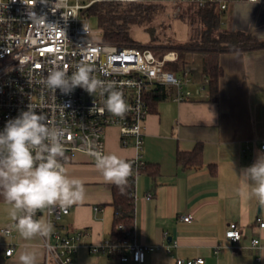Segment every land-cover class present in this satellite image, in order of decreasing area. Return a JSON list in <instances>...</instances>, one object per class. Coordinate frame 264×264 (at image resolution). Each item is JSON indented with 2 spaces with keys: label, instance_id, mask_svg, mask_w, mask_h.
I'll use <instances>...</instances> for the list:
<instances>
[{
  "label": "crops",
  "instance_id": "obj_1",
  "mask_svg": "<svg viewBox=\"0 0 264 264\" xmlns=\"http://www.w3.org/2000/svg\"><path fill=\"white\" fill-rule=\"evenodd\" d=\"M221 22L226 29L263 40L264 0L230 3ZM219 65L223 74L213 97L207 89L209 98L162 99L150 109L143 151L148 169L134 184V241L146 249L143 264H176L179 257L203 258L204 264H264V228L258 222H264V206L255 196L240 194L239 180L264 153V48L221 54ZM193 77L196 84L191 88L203 79ZM197 145L201 164L179 165V152L190 153ZM109 154L126 161L135 155L133 147L121 146L117 128L106 134L105 155ZM65 168L82 182L85 196L69 207V214L53 231L83 233L75 264H122L107 254L91 252V247L111 242L113 184L85 154L75 155ZM11 207L0 202V227H11L15 253L5 256L9 239L0 234V264H19L18 257L26 250L36 254L37 264H56L47 260L43 237L26 241L20 236L9 215ZM185 214L192 216L191 223L179 220ZM41 217L47 220L45 209L36 215ZM231 223H237L243 234L233 247L225 237ZM254 239L260 242L257 247L252 245ZM170 245L175 246L168 251Z\"/></svg>",
  "mask_w": 264,
  "mask_h": 264
},
{
  "label": "built area",
  "instance_id": "obj_2",
  "mask_svg": "<svg viewBox=\"0 0 264 264\" xmlns=\"http://www.w3.org/2000/svg\"><path fill=\"white\" fill-rule=\"evenodd\" d=\"M236 1L241 0H46V3L41 0H0V131L9 120L26 111L30 103L36 105L37 112L47 117L50 126L64 130L66 159L63 163L66 167L79 153L95 162L86 150V143L91 142L96 150L105 154L107 131L117 128L121 146L135 150V155L127 161L132 165L131 178L135 184L147 166L143 156L145 124L153 95L160 94L175 102L188 101L195 96L209 98V79L205 77L191 88L196 84L193 66L167 70L169 64L179 61L175 50L158 55L148 48L121 47L96 40L87 9L98 2H145L177 10L188 5L200 8L215 5L219 11H224ZM33 13L41 18L33 17ZM81 62L91 65L95 69L93 75L114 82L123 93L130 106L123 118L100 111L106 97L99 93L90 95L79 87L70 94H63L59 89L54 93L41 83L54 66L65 68L71 75ZM261 149L264 150V141ZM151 198V194L147 195L148 200ZM45 211L47 221L57 227L70 209L56 206ZM179 220L191 223L192 216L185 214ZM258 222L260 228H264V222L260 219ZM0 234L9 239L5 256L12 257L15 246L11 241V227H0ZM82 237L81 232L66 235L52 231L49 237H43L47 260L51 258L56 264H75L73 257L81 246ZM225 237L232 247L235 246L243 237L240 226L229 224ZM259 243L258 239L252 241L254 247ZM174 246L170 245L168 251ZM145 250L134 241V232L128 239L91 247V252L107 254L122 264H143ZM176 264H204V259L179 257Z\"/></svg>",
  "mask_w": 264,
  "mask_h": 264
},
{
  "label": "clouds",
  "instance_id": "obj_3",
  "mask_svg": "<svg viewBox=\"0 0 264 264\" xmlns=\"http://www.w3.org/2000/svg\"><path fill=\"white\" fill-rule=\"evenodd\" d=\"M32 15L38 18L35 13ZM94 70L81 62L69 75L65 68L54 66L41 83L54 93L59 89L63 94H70L77 87L90 95L99 93L106 97L100 111L123 118L130 111L123 93L114 82L93 75ZM63 135L64 130L50 126L47 117L31 103L0 131V196L12 205L9 215L26 241L38 236L49 237L53 231V225L43 217L36 219L38 211L56 206L67 208L84 199L82 182L70 177L63 163L66 159ZM85 147L104 180L123 193L133 176L132 165L116 155L103 154L91 142ZM239 180L240 194L255 196L264 206V153L243 170ZM18 259L19 264H37L36 254L29 250L22 252Z\"/></svg>",
  "mask_w": 264,
  "mask_h": 264
},
{
  "label": "trees",
  "instance_id": "obj_4",
  "mask_svg": "<svg viewBox=\"0 0 264 264\" xmlns=\"http://www.w3.org/2000/svg\"><path fill=\"white\" fill-rule=\"evenodd\" d=\"M164 9L162 5L145 2H98L87 9V16L97 22L98 29L101 32L100 40L104 43L121 47L148 48L156 54L175 50L179 54L177 63L179 67L192 66L193 57L199 55L200 71L198 75L201 78L207 77L209 79L208 89L212 97L217 93L218 82L223 74L219 65L221 54L264 48V39H259L248 32L231 31L223 27L221 22L223 11H219L215 5L204 8L195 5L185 7L180 17L191 26V33L185 44L174 41H161L154 35L152 28L149 27L146 29L150 36L149 43L144 45L138 42L133 36V27L148 26ZM162 99H164L163 95H153L150 109ZM201 153L202 150L199 145L190 153L179 152L177 156L178 163L183 167L199 166L201 164ZM147 169L148 165L144 171ZM112 199L114 219L110 240L114 243L128 239L129 235L134 232V180L131 177L129 178L128 186L123 193L113 184ZM0 202H6L2 196H0Z\"/></svg>",
  "mask_w": 264,
  "mask_h": 264
},
{
  "label": "rangeland",
  "instance_id": "obj_5",
  "mask_svg": "<svg viewBox=\"0 0 264 264\" xmlns=\"http://www.w3.org/2000/svg\"><path fill=\"white\" fill-rule=\"evenodd\" d=\"M164 11L154 18L151 24L134 26L132 29V33L134 38L140 42L141 44H148L150 40L149 34L146 32V29L152 28L154 31V35L162 40H166V42L174 41L181 44L187 43L189 39V35L191 33V26L187 21H183L180 15L184 12L185 7H182L180 10L172 8L170 6H164ZM161 11V10H160ZM91 27L95 33V39L100 40L101 32L98 29L97 22L94 19H91ZM162 53V52H161ZM158 55H162V54ZM192 59V57H190ZM192 66L196 69L194 75L198 76L200 71V56L195 55L193 57ZM179 65L177 64H169L167 66V70L174 71L178 69Z\"/></svg>",
  "mask_w": 264,
  "mask_h": 264
}]
</instances>
